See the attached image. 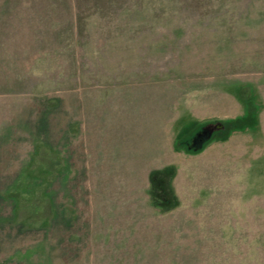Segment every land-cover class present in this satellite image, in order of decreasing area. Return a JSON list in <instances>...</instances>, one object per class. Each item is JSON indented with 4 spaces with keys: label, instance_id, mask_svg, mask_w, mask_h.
<instances>
[{
    "label": "rangeland",
    "instance_id": "rangeland-1",
    "mask_svg": "<svg viewBox=\"0 0 264 264\" xmlns=\"http://www.w3.org/2000/svg\"><path fill=\"white\" fill-rule=\"evenodd\" d=\"M0 264H264V0H0Z\"/></svg>",
    "mask_w": 264,
    "mask_h": 264
},
{
    "label": "water",
    "instance_id": "water-1",
    "mask_svg": "<svg viewBox=\"0 0 264 264\" xmlns=\"http://www.w3.org/2000/svg\"><path fill=\"white\" fill-rule=\"evenodd\" d=\"M205 133H206L205 131L197 133L193 139V143L195 144L197 142L198 144H201L204 141V139L206 138L204 136ZM198 144H196L194 147H197ZM198 147H200V146H198Z\"/></svg>",
    "mask_w": 264,
    "mask_h": 264
},
{
    "label": "trees",
    "instance_id": "trees-1",
    "mask_svg": "<svg viewBox=\"0 0 264 264\" xmlns=\"http://www.w3.org/2000/svg\"><path fill=\"white\" fill-rule=\"evenodd\" d=\"M186 143H188V145L186 144ZM181 144H184L188 149H190V150H192V149H197V148H199V147H193V145H192V143L191 142H189V140H187V141H181Z\"/></svg>",
    "mask_w": 264,
    "mask_h": 264
}]
</instances>
